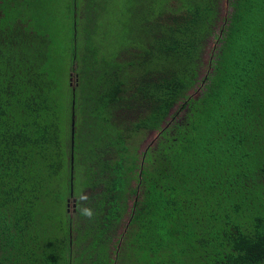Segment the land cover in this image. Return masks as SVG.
I'll use <instances>...</instances> for the list:
<instances>
[{
  "label": "trees",
  "instance_id": "obj_1",
  "mask_svg": "<svg viewBox=\"0 0 264 264\" xmlns=\"http://www.w3.org/2000/svg\"><path fill=\"white\" fill-rule=\"evenodd\" d=\"M179 1L125 0L109 47L105 2L72 0L65 92L53 0H0V264H264V0L231 1L208 78L216 1Z\"/></svg>",
  "mask_w": 264,
  "mask_h": 264
},
{
  "label": "rangeland",
  "instance_id": "obj_2",
  "mask_svg": "<svg viewBox=\"0 0 264 264\" xmlns=\"http://www.w3.org/2000/svg\"><path fill=\"white\" fill-rule=\"evenodd\" d=\"M72 0H53V15H54V22L52 24V28L50 27V35H52L53 42H54V63L56 65H60L63 68V87L64 91L67 92V65L69 67V57H70V45H71V37L75 36L74 29L72 28L71 22V15L74 14L69 13L68 9L70 8V2ZM102 1V0H99ZM106 4L105 11L100 12L99 20L103 21V33L104 35H108V39L112 41L108 42L109 47L113 46L116 42L113 39L116 38L118 24L123 19V13L126 8L125 0H103ZM216 1V9L218 12V19L216 21V25L212 32L207 38L205 46L203 48L202 54L200 56V67L199 71L200 74L198 77L208 78L211 77L210 74L214 72V68L216 66V55L219 53V50L223 44L224 36L230 30L229 27V20L228 15L232 10L230 5L232 0H215ZM179 0H162V5L165 10V13L169 14L172 12L173 14H177L179 12ZM80 3V0H78ZM151 3V2H150ZM151 5V4H150ZM79 6V5H78ZM81 17V15H80ZM164 17L163 19H166ZM161 19V20H163ZM73 30V32H72ZM76 33V32H75ZM75 72V71H74ZM73 72V73H74ZM72 73V74H73ZM66 75V78H65ZM74 75H73V82H74ZM208 82V80H207ZM204 84V82H200V84H196L194 89L191 90L192 96H199L203 93V91L209 86V84ZM131 116V115H130ZM122 127V126H121ZM155 130H144L137 135H133L126 140V145L128 146L131 152L137 151V154L142 156L143 153L146 151V148L154 141V137L156 135ZM114 155V154H113ZM112 158V157H111ZM114 158V157H113ZM76 196H72L66 198L65 202H60L58 209L60 211H65L64 206H66L67 214L73 216L74 210L76 209V205L78 200H85L81 199V197H88L89 188L88 187H81L77 189ZM91 191V189H90ZM93 192L99 195L98 190L95 189ZM101 197V196H100ZM127 212L121 219H119V223H114L111 225L106 232H108L109 236V246L112 250L111 256L113 257V247L120 244L121 234L124 231L125 224L128 221V214L132 211V202L131 200L127 204ZM95 211V210H94ZM95 214L99 217V212L95 211ZM116 222V220H114ZM74 247V246H73Z\"/></svg>",
  "mask_w": 264,
  "mask_h": 264
},
{
  "label": "clouds",
  "instance_id": "obj_3",
  "mask_svg": "<svg viewBox=\"0 0 264 264\" xmlns=\"http://www.w3.org/2000/svg\"><path fill=\"white\" fill-rule=\"evenodd\" d=\"M81 199H86V197L82 196ZM81 214L88 218H91V216L93 215L92 210L90 208H82Z\"/></svg>",
  "mask_w": 264,
  "mask_h": 264
}]
</instances>
